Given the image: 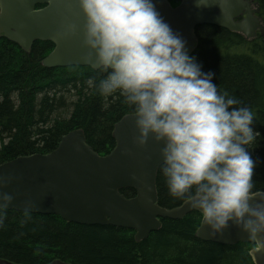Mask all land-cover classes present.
I'll use <instances>...</instances> for the list:
<instances>
[{"label": "trees", "instance_id": "obj_1", "mask_svg": "<svg viewBox=\"0 0 264 264\" xmlns=\"http://www.w3.org/2000/svg\"><path fill=\"white\" fill-rule=\"evenodd\" d=\"M180 0H168L176 6ZM264 25V0H253ZM194 56L202 70L212 71L218 91H227L254 113L259 132L249 150L256 161L255 189L264 191V34L246 40L212 25L195 28ZM50 42L36 41L28 51L0 38V164L19 156L48 154L62 136L80 129L97 154L115 145L114 124L133 113L119 93L104 96L95 88L104 72L89 67L45 68L41 60ZM89 77L94 83L89 84ZM157 203L164 209L183 198L169 195L161 168L156 175ZM125 197L131 189L120 191ZM0 259L15 264H253L248 243L221 245L197 238L201 216L160 219L161 226L142 241L132 230L65 222L55 215L3 210Z\"/></svg>", "mask_w": 264, "mask_h": 264}, {"label": "clouds", "instance_id": "obj_2", "mask_svg": "<svg viewBox=\"0 0 264 264\" xmlns=\"http://www.w3.org/2000/svg\"><path fill=\"white\" fill-rule=\"evenodd\" d=\"M208 2L194 0V6ZM75 4L82 23H66L62 35L79 30L84 59L106 73L95 88L104 96L119 93L131 106L133 143L142 148L149 137L162 143L160 168L169 195L198 210L209 235L231 222L254 242L250 254L264 251V192L255 189L256 161L249 150L259 136L253 111L218 91L214 73L203 71L188 54L185 40L160 14L156 0ZM217 5L226 15V0ZM13 198L0 191V224Z\"/></svg>", "mask_w": 264, "mask_h": 264}, {"label": "water", "instance_id": "obj_3", "mask_svg": "<svg viewBox=\"0 0 264 264\" xmlns=\"http://www.w3.org/2000/svg\"><path fill=\"white\" fill-rule=\"evenodd\" d=\"M218 3L219 0H209L208 6L198 9L194 0H180L176 6L168 0H156L160 14L185 40L189 55L197 43L195 28L200 25L236 32L246 40L253 39L256 32L264 34L253 0H226L224 16ZM69 22L82 23L75 0H0V38L23 51H28L36 41L50 42L53 48L41 60L45 68L80 66L98 70L84 59L87 50L81 45L79 30L62 35ZM135 135L131 113L114 124L115 145L104 155L97 154L87 145L83 131L75 129L62 136L48 154L19 156L0 164V191L14 196L4 210L55 215L78 225L129 229L134 231L136 241L157 231L160 219L176 220L191 212L199 213L186 200L172 209L158 205L155 182L162 162V143L149 137L141 148L133 143ZM125 189L133 190L134 195L125 197L120 192ZM26 202L31 206L26 208ZM196 236L221 245H254L231 222L224 231L212 236L201 219ZM249 255L254 264H264V251ZM0 264L15 263L0 259ZM48 264L68 263L56 260Z\"/></svg>", "mask_w": 264, "mask_h": 264}, {"label": "flooded vegetation", "instance_id": "obj_4", "mask_svg": "<svg viewBox=\"0 0 264 264\" xmlns=\"http://www.w3.org/2000/svg\"><path fill=\"white\" fill-rule=\"evenodd\" d=\"M161 224V223H160ZM116 228V227H115ZM120 229H122V228H120ZM126 230H129V229H126ZM134 232V231H133ZM135 239V238H134ZM142 241V240H141Z\"/></svg>", "mask_w": 264, "mask_h": 264}]
</instances>
